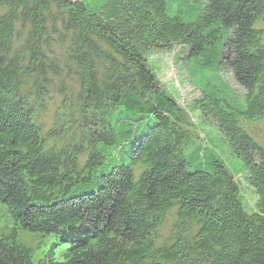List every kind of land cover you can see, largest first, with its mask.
Wrapping results in <instances>:
<instances>
[{
	"label": "trees",
	"instance_id": "1",
	"mask_svg": "<svg viewBox=\"0 0 264 264\" xmlns=\"http://www.w3.org/2000/svg\"><path fill=\"white\" fill-rule=\"evenodd\" d=\"M59 31L78 84L53 107L45 47ZM218 46L239 87L194 77ZM178 47L197 64L186 103L150 60ZM260 121L264 0H0V199L15 224L0 264H264ZM17 225L74 244L36 260Z\"/></svg>",
	"mask_w": 264,
	"mask_h": 264
},
{
	"label": "rangeland",
	"instance_id": "2",
	"mask_svg": "<svg viewBox=\"0 0 264 264\" xmlns=\"http://www.w3.org/2000/svg\"><path fill=\"white\" fill-rule=\"evenodd\" d=\"M20 24H18L19 26ZM55 29H52L51 32H53ZM61 34V31L54 33L53 38L50 39L49 46L45 47L48 58L50 61L54 60L57 63V68L60 73H55L54 71H49L47 74V78L52 81V87L50 90L53 89L54 93L57 96L56 101L52 104L53 107L57 105L58 102L61 100L60 93H69L72 90H75L78 82L77 80H74L75 76L73 73L68 72L65 68L67 64V48L68 43L65 42V40H62L63 36L60 37V39H56L55 36ZM47 39V38H46ZM22 42V38L20 35H17L14 40V48H17L20 43ZM175 52H154V54L151 55L150 60L153 63L158 64L159 67V77L162 81H165L168 83L169 88L171 91L175 94V96L179 97V100L181 103L187 102L190 100V98L194 95H196V88L191 84L189 81V77L187 76L191 71L195 72L197 69L196 60L192 59L188 52L179 50V47L174 50ZM180 53V55H179ZM214 56L208 60L202 61L200 64L202 71L199 74H194V77L199 78L203 80L204 78L209 79V81L217 80L219 78L218 75H220L218 72L225 73L224 76H227L230 78L234 86L239 87L238 84H236V80L234 79V76L230 71H226L227 69L222 66V57L220 48L213 49ZM176 55V60H175ZM180 62L183 69L186 71L183 72L180 65L176 62ZM219 67V68H217ZM226 71V72H225ZM32 82V80H31ZM237 101H243V99L238 96ZM245 101H243V104ZM240 104L239 107L243 106ZM46 116V114L44 115ZM54 116V115H53ZM53 116H47L46 123L48 126H51L53 123ZM251 130L257 135L255 138L261 143L264 144V121L257 122L255 124H251ZM213 132L214 135L208 134L207 132V140H212L215 142V145L218 149V152L220 155L224 158V160L227 162V164L231 167V169L240 174L244 168H242L241 160L233 155L227 145L224 143V141H219V131L214 128ZM210 142V141H209ZM261 143V144H262ZM237 178H239V182H241L242 187V193L244 195L245 203L248 209H251L255 206L256 202V194L252 188H250L248 185H246L245 182H243V179L241 175H237ZM0 206L5 207V205L0 204ZM7 210V208H6ZM8 215L9 212L7 211ZM10 216V215H9ZM4 220L6 221L5 217L0 215V223ZM5 231L7 232L6 227L0 226V232ZM36 236V240L34 243H30L32 241V238L29 236V234L26 235V241L29 243H26V245H29L33 249V255L37 259L39 257H44L45 253L48 251V249L51 247L53 241L55 240L54 234H34ZM69 247L68 243H62L55 248L54 257L56 259H62L64 256V253L66 252L67 248Z\"/></svg>",
	"mask_w": 264,
	"mask_h": 264
}]
</instances>
